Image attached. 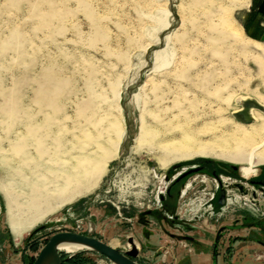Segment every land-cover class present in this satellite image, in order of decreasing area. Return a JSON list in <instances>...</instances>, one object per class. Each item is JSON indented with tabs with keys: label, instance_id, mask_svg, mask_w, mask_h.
Returning <instances> with one entry per match:
<instances>
[{
	"label": "rangeland",
	"instance_id": "1",
	"mask_svg": "<svg viewBox=\"0 0 264 264\" xmlns=\"http://www.w3.org/2000/svg\"><path fill=\"white\" fill-rule=\"evenodd\" d=\"M259 1L0 0V184L56 176L81 143L113 152L93 191L20 241L0 191V264H31L66 230L118 239L122 252L132 237L141 264H214L220 234L217 264H264V164L244 175L249 163L230 159L245 139L264 140ZM248 39L261 44L246 49ZM142 128L156 137L139 144ZM168 142L193 155L163 166ZM66 255L113 264L89 249Z\"/></svg>",
	"mask_w": 264,
	"mask_h": 264
},
{
	"label": "bare ground",
	"instance_id": "2",
	"mask_svg": "<svg viewBox=\"0 0 264 264\" xmlns=\"http://www.w3.org/2000/svg\"><path fill=\"white\" fill-rule=\"evenodd\" d=\"M234 3H235L234 4L235 6L236 5L237 6H245V5L249 4V0H234ZM220 4H222V3H220ZM223 13H225V10ZM226 14H227V12H226ZM248 40L249 41L244 42L243 47L246 49H249V50H251L252 44L255 45V46L253 45L255 48H258V46L261 44V43H259V41L254 40V39H248ZM260 47H262V45ZM157 55H158V53H157ZM207 83H208L207 81L202 82V85L200 88L205 89V86ZM206 87H208V86H206ZM206 90L210 94V92L207 88H206ZM158 122H160V121H158ZM110 126L112 127V125H110ZM110 126L108 127V129L113 130V127L110 128ZM141 126L144 127V123ZM114 128H115V126H114ZM108 129H106V130H108ZM116 129H114V130H116ZM104 131H105V129H104ZM152 131H153L152 128H151V130H149V128L143 129L142 133L139 134L140 136L138 135L139 137L137 138V142L139 144H142L145 142L148 143L149 140L151 141V139L155 138L157 135V134L154 135L153 133L155 131L153 133H152ZM99 133H101V132H99ZM246 133H244L243 136H245ZM108 136L109 135H107V137ZM96 138H97V136H96ZM101 138H102V136H101ZM111 139H109V142H107V143L110 144ZM185 139H187V138H185ZM90 140H92V139H90ZM97 141L98 140H96V142ZM171 142H173V141H171ZM180 142H181V140H180ZM93 143L95 144V142H93ZM100 143L97 144V146L95 147L96 149H87V148H85L83 143H81L82 146L77 147L78 152L76 151L77 154L74 155V156H77V158H78L77 163H75L72 166H70V165L67 166L66 165L67 163H64L65 165L60 166L59 168L56 167L52 171V174H54V175L56 174V176H40L41 175L40 174L39 176L38 175L35 176V178L33 177L34 179L33 180L31 179L32 181L29 179L30 181H28V183L31 182L30 184H28L27 181H25L28 185L26 187L27 189L23 188L22 185H20L24 182L23 180H22V183L19 182V179H21L20 178L21 176H19V175L18 176H11V177L9 176L10 178H8V176H7L6 180L8 183L7 182L1 183L0 184V191L2 193V197H3L4 203H5V207H6L7 222L9 224V228H10L11 233L13 234V237L15 240L20 241L26 232H28L29 230L34 228L35 225H37V223L40 222L47 214L54 211L55 209H57L61 205L65 204L67 202H71V201L77 199L78 197L85 196L94 190V188L97 184L98 178L100 177V176H94V175L101 173L100 171H101L103 164H105L113 156V154H112L113 152L110 151L109 147H107V146L102 147V145ZM113 143H114V141H113ZM113 143H112V146H113ZM38 144H39V142H38ZM161 144H162V149L164 151V155L162 157L161 163L165 167L168 166L170 164V162H172L173 160H175L177 158H189L193 155L191 152V149H190L191 146L189 148V146H187L186 143H185V145L178 143V142H176V143H169L168 142L166 144L165 143H161ZM85 145H86V143H85ZM249 145L252 147H251V150L248 152L247 150L244 149V147L249 146ZM40 146H41V143H40ZM40 146L38 145L39 149L41 148ZM87 147H89V146L87 145ZM35 148H37V146ZM98 148H101V150L103 152V154H101L102 156H100L99 153H97ZM22 151L24 153V149ZM98 151H99V149H98ZM192 151H193V149H192ZM68 152H69V149H68ZM200 152L204 153L201 150H200ZM225 152L223 154H225ZM23 156H25V154ZM230 159L233 161H236V162H247V163H249V166H243L241 168L244 175H249V174H252L253 172L255 173L256 168H254V166L258 165V164H264V140L254 142L251 139H245L243 141V145L241 147H239L230 156ZM48 178H51V179H49V181H48ZM223 179H224V177H223ZM8 180H10V181H8ZM239 185L242 186L239 183L236 184V186L240 190H243V186H242V188H240ZM186 188H188V185L186 186ZM24 189H26V191ZM254 195H255V191L252 192V196H254ZM110 245L113 247L119 246L120 245L119 240L113 239L110 242ZM136 246H137V244H136ZM85 249H87V247H85L83 245H79V244H73V243H71V244L64 243V244L60 245V250L63 251L64 253H67V254H74V253L83 251Z\"/></svg>",
	"mask_w": 264,
	"mask_h": 264
},
{
	"label": "water",
	"instance_id": "3",
	"mask_svg": "<svg viewBox=\"0 0 264 264\" xmlns=\"http://www.w3.org/2000/svg\"><path fill=\"white\" fill-rule=\"evenodd\" d=\"M239 187L242 188L240 185ZM225 201V189L222 188L219 203L224 205ZM219 238L220 234L217 235L214 244V264H217V247ZM129 241L132 245L131 249L122 252L118 248L93 237L91 232H89V234H82L68 230L59 231L49 238L38 253L33 264H67L72 255L63 256V251L60 250V245L64 243L83 245L89 250H94L106 256L113 264H141L137 261L139 250L133 238L131 237Z\"/></svg>",
	"mask_w": 264,
	"mask_h": 264
},
{
	"label": "crops",
	"instance_id": "4",
	"mask_svg": "<svg viewBox=\"0 0 264 264\" xmlns=\"http://www.w3.org/2000/svg\"><path fill=\"white\" fill-rule=\"evenodd\" d=\"M257 11H259L262 15H264V0L259 1L257 3Z\"/></svg>",
	"mask_w": 264,
	"mask_h": 264
},
{
	"label": "flooded vegetation",
	"instance_id": "5",
	"mask_svg": "<svg viewBox=\"0 0 264 264\" xmlns=\"http://www.w3.org/2000/svg\"><path fill=\"white\" fill-rule=\"evenodd\" d=\"M223 178V177H222ZM223 180V179H222ZM225 181V180H224ZM226 182V181H225ZM235 183V182H234ZM241 185H243L242 183H240ZM225 187V186H224ZM180 190V189H179ZM178 190V191H179ZM187 190V188L185 187L184 191H183V195L185 194V191ZM248 191V190H247ZM228 203V202H227Z\"/></svg>",
	"mask_w": 264,
	"mask_h": 264
},
{
	"label": "trees",
	"instance_id": "6",
	"mask_svg": "<svg viewBox=\"0 0 264 264\" xmlns=\"http://www.w3.org/2000/svg\"><path fill=\"white\" fill-rule=\"evenodd\" d=\"M218 177H219V176H218ZM218 177H217V178H218ZM181 179H182V177H180V179H179V180H176V182L180 181ZM33 262H34V260H33ZM33 262H32V263H33ZM32 263H31V264H32Z\"/></svg>",
	"mask_w": 264,
	"mask_h": 264
}]
</instances>
